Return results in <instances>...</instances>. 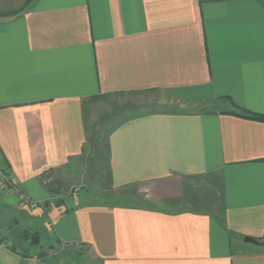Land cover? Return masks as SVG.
<instances>
[{
	"label": "crops",
	"instance_id": "0c3cea01",
	"mask_svg": "<svg viewBox=\"0 0 264 264\" xmlns=\"http://www.w3.org/2000/svg\"><path fill=\"white\" fill-rule=\"evenodd\" d=\"M154 92L175 107L94 115ZM243 113L264 116V0H0V171L40 205L0 180V264H264V121ZM102 140L150 207L43 181ZM209 191L214 212L167 209Z\"/></svg>",
	"mask_w": 264,
	"mask_h": 264
},
{
	"label": "rangeland",
	"instance_id": "374dc122",
	"mask_svg": "<svg viewBox=\"0 0 264 264\" xmlns=\"http://www.w3.org/2000/svg\"><path fill=\"white\" fill-rule=\"evenodd\" d=\"M174 107L170 105L169 98L165 93L130 94L111 97L99 102L94 107V115L104 122L108 120L111 122V118H113L112 125L115 126V124L121 122L123 119L133 116L134 113L142 111L147 113L150 110L171 111ZM194 108H199V106H192V109ZM104 130L110 131L108 128ZM107 156V145L102 140L100 144L90 145L87 152L83 154L79 161L73 164L71 169L51 171L43 177V181L54 189L64 190L60 194V191H57L58 195L67 196L75 192V190H86L90 193V198L95 202L106 201L108 204H129L131 202L150 207L152 203L146 198V194L137 191L136 188L125 190L123 194L120 190L113 188L109 177ZM0 174L8 176L2 171H0ZM21 203L24 205L22 200ZM219 204L218 193L209 191L204 193V197L194 202L186 200L182 203L173 204L167 209L172 211L193 209L196 211L214 212ZM32 239L33 245L28 247L29 250L43 248L44 252H50V248L46 246L47 244L41 243L36 234L32 233ZM63 257H65V260L75 259L74 256L71 257L66 254H63L59 259ZM47 260L50 263L54 260L53 256H49Z\"/></svg>",
	"mask_w": 264,
	"mask_h": 264
},
{
	"label": "built area",
	"instance_id": "2783aa9c",
	"mask_svg": "<svg viewBox=\"0 0 264 264\" xmlns=\"http://www.w3.org/2000/svg\"><path fill=\"white\" fill-rule=\"evenodd\" d=\"M0 179L2 180V182H4L6 185H8L10 187L11 191H13L19 195V197L22 200V202L24 203V205H26L27 207H29L31 209H37L38 207H40V205L38 203L32 201L25 194L19 192V190L12 184V181H11L9 176L0 174Z\"/></svg>",
	"mask_w": 264,
	"mask_h": 264
},
{
	"label": "trees",
	"instance_id": "16d2710c",
	"mask_svg": "<svg viewBox=\"0 0 264 264\" xmlns=\"http://www.w3.org/2000/svg\"><path fill=\"white\" fill-rule=\"evenodd\" d=\"M231 113L232 114H236V115H241L240 111H233ZM242 115H245V116L250 117V118H254V119H258V120H263L264 121V116L247 114V113H243Z\"/></svg>",
	"mask_w": 264,
	"mask_h": 264
},
{
	"label": "water",
	"instance_id": "95a60500",
	"mask_svg": "<svg viewBox=\"0 0 264 264\" xmlns=\"http://www.w3.org/2000/svg\"><path fill=\"white\" fill-rule=\"evenodd\" d=\"M246 242L257 243V241L252 238H246Z\"/></svg>",
	"mask_w": 264,
	"mask_h": 264
}]
</instances>
